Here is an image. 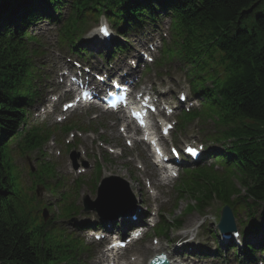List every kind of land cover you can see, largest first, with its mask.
<instances>
[{"label":"trees","instance_id":"1","mask_svg":"<svg viewBox=\"0 0 264 264\" xmlns=\"http://www.w3.org/2000/svg\"><path fill=\"white\" fill-rule=\"evenodd\" d=\"M120 2L126 4L123 9L131 11H173L171 45L162 62L178 61L193 67L188 78L194 92L205 90L204 118L213 119L226 129L224 135L239 143L235 148L237 167L230 174L240 187L217 183L202 187L189 181V195L204 188L207 197L217 192L232 205L242 200V205L255 213L259 202H264V0H71V15L62 36L69 34L76 20L86 21L80 9L98 5L115 13ZM64 3L66 0H0V264H59L52 261L54 252L68 248L72 241L51 232L41 215L30 212L34 203L17 195L4 158L22 106L21 99L14 96L16 83L28 76L30 68V56L24 44L15 41V35L36 17L38 22L51 21ZM255 12L251 30L242 29ZM195 177L199 182L201 177ZM28 192L25 189L27 196Z\"/></svg>","mask_w":264,"mask_h":264},{"label":"rangeland","instance_id":"2","mask_svg":"<svg viewBox=\"0 0 264 264\" xmlns=\"http://www.w3.org/2000/svg\"><path fill=\"white\" fill-rule=\"evenodd\" d=\"M257 12L254 13V15L252 16L251 20L249 21V23L247 24V27L245 25L241 26L242 29L244 28H248V30H251V24L253 22V20L256 18ZM168 22L169 21H165L163 23V27L166 29L168 28ZM161 28V27H160ZM38 32H41V30H39ZM157 40H159L158 36L155 38ZM90 45H88L89 47ZM120 57V55H118ZM158 56V51L155 54V58ZM67 55H65V53H61L56 55L53 60H56L59 62V65H64V68H71V66L68 65V62L66 60ZM44 58H38L37 61H43ZM51 60V63L54 66V63ZM56 67V66H54ZM170 73H171V77H174V79H169L167 80H163L162 83L164 85V87H167L165 89V91H169L171 94H173V96H167L166 100L170 101V102H175L177 97L176 95L179 94V92L184 91L185 93H188V88L186 87L185 80L182 78V76L179 74V68L178 66L172 65L171 68L169 69ZM141 72V70L139 71V73ZM157 73L155 70H152V74ZM158 78V84H160V79L159 76H157ZM177 79V80H175ZM151 82H149L150 85ZM50 86V82L47 83V86H45V88H49ZM43 95L45 97V93L43 92ZM69 99L65 98V100H63L62 104L67 102ZM41 101V99L39 100ZM47 98L44 99L41 104L39 105L40 107H43L45 104H47ZM61 104V106H62ZM37 105V104H35ZM61 106L59 107V105L54 106L52 108L51 111H53L56 114L61 113V117L66 116L67 119H72L73 121L79 123L81 126H86V123L88 121H90V118L95 117L92 110H87L86 108L84 109H78L75 110L73 113L68 112V116L64 115L61 112ZM30 118L31 121H34V117H33V112L30 111ZM43 116H41L40 118H42ZM100 122L99 124L101 126H103V128L100 129V134H96L97 132V128L95 127V129L93 130L95 134H87L86 136H81L79 137L77 135V132H74V139L75 141L77 139L81 140V145L79 147L78 150H75L76 152L80 153L82 159L89 165V168L84 169L81 165L80 168H82L81 171L84 170L85 175H87L91 170H92V163L89 160V158L87 156H85L83 153L86 151V153H91V154H96L101 156V150L106 149L110 154H113V159L116 160V163H113V165L111 166H107V171H105L103 173L102 178H110V177H118L121 180L124 181L125 184H121L120 186L125 190V192L127 193L128 197H129V202L130 205L134 204L135 202V206L136 208L140 209L141 205H140V200L142 199L140 197L139 194H135L134 190L137 189L138 184L133 183V185L136 187L133 190L131 189V185L132 182L135 178H138L140 180V185L141 187L144 189L145 191V195L143 200L146 201L148 204H153V200L156 201H161V196L162 193L168 190H163V184L160 182L158 176L153 177L154 176V172L156 170V168L154 167V165L152 164V160L151 157H148L149 154L146 153L145 151H143V149L141 148L140 144H136L133 149H128L126 146L125 141L121 138V141H119V146H117L116 144V140L117 138H119L118 135V130L115 128L113 131L111 130V128L113 127V125L115 124V120L111 119V118H107L105 119V117L101 116L100 118ZM122 125V123H117V127L118 129H120V126ZM105 128V129H104ZM107 129V131H105ZM196 127L194 132H192V130L190 131V135L188 137L183 136L180 138L181 141L189 143L192 140H198L197 139V135H196ZM99 136H102L106 139L109 140V145L104 148V145L100 142V139L98 138ZM52 158L49 159V161L54 165L55 163H58L59 161H61V168L59 169V175H63L65 176V183H67V185H71V182L73 179H75V176L70 173L68 171L69 167L71 170V164L69 161V157H62V159L58 160L56 157L57 156H51ZM69 165V166H68ZM69 174H71L72 176H70ZM159 174V173H158ZM26 179H29L31 183L34 182V180L32 178H30L28 175L25 176ZM147 179H151V190H147ZM114 183V182H113ZM53 184V183H52ZM146 184V185H145ZM127 185V190H126V186ZM94 190V187L90 184L87 187H82V188H78V192L80 195H86L89 196L91 198V194L90 191ZM156 192H153L155 191ZM95 191V190H94ZM91 200L94 201V198H91ZM50 205V206H47ZM66 206L69 204H65ZM185 203H182L180 205V209H183L185 207ZM47 207V208H46ZM39 208L40 209H44L46 208L47 210H49V213L51 214V217L54 216L55 214H57L58 210H62L64 207L62 206L61 203L57 202L54 198H50L49 194L44 191L42 198H41V202L39 203ZM215 208V210L212 212L211 216L209 217L208 221H207V225H206V230H203L204 233V237L205 239H207V237L211 236L209 234L208 229H212L213 232L216 231L215 229V224H216V216L219 214L220 211V206L219 204H215L213 209ZM156 209V208H155ZM215 217H214V216ZM194 217V215H191L189 217L185 218V224L186 227H190L191 224L189 223L190 219H192ZM241 218V217H240ZM218 220V219H217ZM55 224L57 225V227L62 226L67 232H72L74 237L78 238L80 241H83L84 243H87V246L89 248V251L87 252H83V254H81V258H83V261L86 264H113L112 260H108V262L103 263L100 260L101 254L104 253L105 251V247L103 245H98L94 239H89V237L86 236L85 233H80L78 231H75V227L67 222H64L63 220H59V219H55ZM215 229V231H214ZM214 235H216V232L214 233ZM263 238L262 236L260 237V239ZM151 241H147V242H143L140 244H135L134 246H131L129 250H127L126 252H123L120 255V259L125 260V262H123L124 264H137V261L134 260L132 257L134 255L137 254H141L140 250L144 249L145 247H151ZM92 256V257H91ZM149 256V253H146L143 255V259H147V257Z\"/></svg>","mask_w":264,"mask_h":264},{"label":"water","instance_id":"3","mask_svg":"<svg viewBox=\"0 0 264 264\" xmlns=\"http://www.w3.org/2000/svg\"><path fill=\"white\" fill-rule=\"evenodd\" d=\"M106 185V181L104 183ZM109 186L103 191H101L100 199L95 210L100 214V216L109 219H118L125 215V212L130 207L129 197L125 190L120 186ZM126 190H127V185ZM226 228V226H225ZM223 227V230H225Z\"/></svg>","mask_w":264,"mask_h":264},{"label":"bare ground","instance_id":"4","mask_svg":"<svg viewBox=\"0 0 264 264\" xmlns=\"http://www.w3.org/2000/svg\"><path fill=\"white\" fill-rule=\"evenodd\" d=\"M18 11V10H17ZM101 46H104V47H108V48H110V51L108 52V54L109 55H112V47L109 45V44H106V43H103ZM166 158H168V161H169V157H166ZM204 158H206V157H204ZM178 164H181V163H178ZM162 170V169H161ZM131 212V211H130ZM135 214H138V216H140L141 218H143V213L141 214V212L139 211V210H137L136 212H135ZM140 214V215H139ZM133 225H132V223H130V225H129V227H132ZM108 228V230H107V233H110L111 235H113L114 234V229L111 227V226H108L107 227ZM105 232H106V230H105ZM105 256H107L106 255V253H102L101 254V257H100V260H103L104 258H105ZM104 262H106V260H104Z\"/></svg>","mask_w":264,"mask_h":264},{"label":"snow or ice","instance_id":"5","mask_svg":"<svg viewBox=\"0 0 264 264\" xmlns=\"http://www.w3.org/2000/svg\"><path fill=\"white\" fill-rule=\"evenodd\" d=\"M100 32L103 34V35H108V29H107V26H103L101 29H100ZM189 152L192 154V155H196V150L195 149H189Z\"/></svg>","mask_w":264,"mask_h":264}]
</instances>
